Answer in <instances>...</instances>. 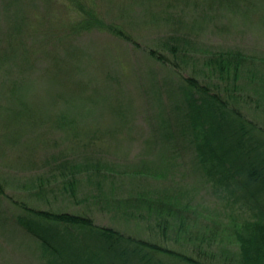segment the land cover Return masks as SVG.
<instances>
[{"label": "rangeland", "instance_id": "rangeland-1", "mask_svg": "<svg viewBox=\"0 0 264 264\" xmlns=\"http://www.w3.org/2000/svg\"><path fill=\"white\" fill-rule=\"evenodd\" d=\"M82 1L104 20L122 25L137 44L97 29L67 31L74 16L70 0H0V264H51L37 239L17 223L24 206L87 214L96 225L192 257L200 254L172 232L164 238L143 223L124 220L114 213L110 197H89H104L94 175H80L70 198L57 171L66 160L107 165L114 172L101 178L108 196L128 197L145 181L161 191L179 190L174 196L195 207L189 232H203L209 217L219 222L216 238L223 243L205 242L201 262L235 264L227 236L244 209L226 206L230 203L215 194L213 183L202 179L195 152L177 137L179 131L163 135L167 120L178 114L179 98L172 92H179L182 77L203 79V72H194L202 69L201 59L174 57L164 44L184 36L198 58L206 50L244 51L257 60L255 79L264 81V0ZM152 48L166 54V64L148 55ZM242 83L249 100L237 104L264 129V110L251 103L260 87L249 79ZM141 165L152 173L165 170L164 177L176 183L128 176Z\"/></svg>", "mask_w": 264, "mask_h": 264}, {"label": "trees", "instance_id": "trees-1", "mask_svg": "<svg viewBox=\"0 0 264 264\" xmlns=\"http://www.w3.org/2000/svg\"><path fill=\"white\" fill-rule=\"evenodd\" d=\"M69 7H73L74 16L65 28L67 31L97 29L129 44H137L122 25L104 20L92 5L82 0H70ZM172 39L164 44L171 54L174 57L182 55V58L193 55L190 60L201 59L202 69L194 72H203L204 77L202 80L196 74L182 77L179 92H172H176V99L177 96L179 98L177 104L174 103L178 114L167 120L163 135L173 137V133L176 131L177 136L179 131L181 136L177 137L186 140L195 152L194 158L203 171L202 179L213 183L215 194L221 195L225 203H230L226 206L244 209L243 219L232 222L228 230L227 243L234 263L264 264V129L248 118L237 104L240 100L248 103L247 96L241 91L244 89L242 80L249 79L254 82V87H260L255 89L256 99L251 103L255 109L264 110L263 77L255 79L256 74L252 71L257 60L238 49L206 50L202 58H198V54L188 49L189 43L184 36ZM148 55L161 64L167 62L166 54L160 50L149 49ZM107 167L98 160L89 165H74L66 160L57 171L70 198L76 196L80 175L86 178L94 175L97 188L100 186L104 197L95 196V193L89 197L97 200L110 197L115 206L114 213L124 220L143 223L160 237L166 238L172 232L176 241L182 240L200 254L197 258L192 257L151 239L96 225L87 214L24 206L23 213L17 216V223L37 239L51 264H171L166 258L204 264L199 258L205 254L204 243L209 246H213L215 241L218 246L223 243L216 238L219 222L210 217L209 223L202 226L203 232H189L195 207L189 200L183 202L174 196L179 190L161 191L145 181L136 186V192L128 197L106 195L102 181L114 174ZM149 169L141 165L127 174L144 180L157 179L163 181L161 184L176 183L167 175L164 177L165 170L152 173ZM37 188L35 193L40 194L42 188ZM0 193H3L1 183Z\"/></svg>", "mask_w": 264, "mask_h": 264}]
</instances>
